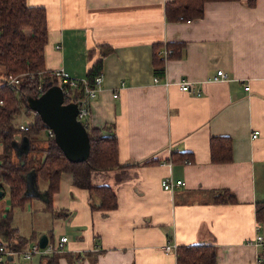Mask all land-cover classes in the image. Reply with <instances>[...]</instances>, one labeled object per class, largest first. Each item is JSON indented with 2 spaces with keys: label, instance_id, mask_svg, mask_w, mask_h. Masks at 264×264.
Here are the masks:
<instances>
[{
  "label": "crops",
  "instance_id": "0c3cea01",
  "mask_svg": "<svg viewBox=\"0 0 264 264\" xmlns=\"http://www.w3.org/2000/svg\"><path fill=\"white\" fill-rule=\"evenodd\" d=\"M168 1L27 0L47 15L44 69L62 66L85 78L87 50L112 47L86 122L110 125L104 132H115L119 161L138 163L92 172L93 184L116 193L114 209H91L88 190L62 172L53 211L42 201L40 211L27 215L30 229L14 222L13 211L15 235L27 242L38 239L37 227L48 239L67 237L58 264H176L167 243L213 245L216 264H264L253 241L264 237V222L254 213L264 200V0L207 1L203 16L190 21H168ZM157 42L183 48L164 60L155 82ZM218 69L227 77L213 80ZM185 78L199 94L179 89ZM211 136L231 139L230 161H211ZM165 176L182 184L164 190ZM222 189L234 199L214 201Z\"/></svg>",
  "mask_w": 264,
  "mask_h": 264
},
{
  "label": "trees",
  "instance_id": "16d2710c",
  "mask_svg": "<svg viewBox=\"0 0 264 264\" xmlns=\"http://www.w3.org/2000/svg\"><path fill=\"white\" fill-rule=\"evenodd\" d=\"M207 1L222 0H171L165 4V17L168 21L202 17ZM46 41L47 15L42 5H31L27 0H0V187L4 189L7 186L10 204L8 209L0 207V243L12 250H19L27 244L26 238L15 235L11 217L15 207H23L33 198L25 193V174L29 170H35L37 185L39 179L45 184L43 189L48 194L45 210L53 211L51 196L58 190L60 174L69 172L74 186L88 190L90 208L106 211L117 206L116 193L108 184H93L92 172L138 165L136 162L119 161L115 132H104L111 129L108 124L85 125L89 149L85 158L78 161L68 159L54 136L47 135V126L38 113L23 130L18 128L19 123L15 121L17 117L21 114L31 115L33 109L28 99L39 96L38 83L43 84L44 90L56 84L55 79L51 84L49 76L41 72L45 70ZM154 45L153 72L154 76L162 78L164 58L159 51L162 47L160 42ZM164 46L172 49L168 55L171 58L180 54L183 43L166 42ZM111 50V46L102 43L87 50L89 65L85 79L89 85H93L95 76L101 74L103 57ZM9 75L18 76L19 82L7 84ZM79 88L75 89L73 98L83 95L81 82ZM64 102H68L67 98H64ZM44 130L45 137H41ZM23 137L27 138L25 148ZM209 149L211 161L231 160V139L228 136H211ZM233 199L223 189L214 195V201ZM254 213L257 222H264V200L256 201ZM216 253V248L209 244L178 245L175 251L176 264H216ZM260 255L264 257L262 246ZM42 257L45 259L42 264H58L57 253Z\"/></svg>",
  "mask_w": 264,
  "mask_h": 264
},
{
  "label": "built area",
  "instance_id": "2783aa9c",
  "mask_svg": "<svg viewBox=\"0 0 264 264\" xmlns=\"http://www.w3.org/2000/svg\"><path fill=\"white\" fill-rule=\"evenodd\" d=\"M186 21H190V20L187 19ZM56 47L59 48L60 45L58 44L56 45ZM171 52H172L171 48L164 46L161 49L160 54H162L164 60H166L168 58V55ZM41 72H44L49 76L50 78L49 82L51 84L53 83V79L56 80V84L54 85H58L61 87V91L63 94V103H65L64 98H67L68 102L66 103H75L77 107V110H76L77 119L80 120V122H82L84 125H87L86 119L90 112V99L93 98L97 94V92L102 89L101 74L95 76L93 85H89L85 78H75L71 76L62 66H58V67L51 68V69H45V70H42ZM226 77H227V73L224 72L222 69H218L216 71V74L212 77V79L217 80V79H223ZM153 80L156 82V81H159V78L154 76ZM6 82L7 84H12V83L17 84L19 82V78L16 75H9ZM79 82H81L83 85V88H82L83 95L76 96L75 98H73L75 89H80ZM165 84H169V82H165ZM177 84H178L179 89L182 91L199 94V90L192 87V82L189 79H186V78L181 79L177 82ZM248 87H249L248 85H245L246 89H248ZM37 90L40 95L44 91L43 84L38 83ZM116 95H117V92H113V96H116ZM0 103H1V100H0ZM36 114H37V111L32 110L31 115H30L31 118H27V121L25 123L24 122L19 123L18 128L20 130H23L26 127L27 123L30 122L33 116ZM46 133L48 136H53V131L50 128H47ZM257 134H258V130H253L251 132L252 137L257 136ZM181 184H182L181 179L173 180L171 179L170 176H165L160 181L161 187L167 191H172L175 187ZM253 241L256 246H262L264 248V237L262 234H256ZM66 242H67V237L64 235H61L54 239H48L44 247H40L38 244V241L36 240L33 243H30V244L27 243L24 246V249L22 250L20 249L12 250V249L7 248L2 243H0V264L3 262V260H5V257L8 254H13L16 252L21 253L22 256L26 259H30L34 254H38L39 256H44V255L59 253L64 250ZM164 249L167 252L175 253L176 244L167 243L164 246ZM262 260H263V256L261 255L257 256L258 262H261Z\"/></svg>",
  "mask_w": 264,
  "mask_h": 264
},
{
  "label": "water",
  "instance_id": "95a60500",
  "mask_svg": "<svg viewBox=\"0 0 264 264\" xmlns=\"http://www.w3.org/2000/svg\"><path fill=\"white\" fill-rule=\"evenodd\" d=\"M28 102L30 107L40 115L47 128L52 129L55 141L68 159L78 161L85 158L89 149L86 127L76 117V104L63 103L60 86H50L39 96L29 98ZM23 140V148H25L27 138L23 137ZM25 181L26 194L43 202L47 201V191L39 189L35 170H29L25 174ZM3 194L4 190L0 187V197ZM37 241L40 247H44L48 241V235L42 233Z\"/></svg>",
  "mask_w": 264,
  "mask_h": 264
},
{
  "label": "rangeland",
  "instance_id": "374dc122",
  "mask_svg": "<svg viewBox=\"0 0 264 264\" xmlns=\"http://www.w3.org/2000/svg\"><path fill=\"white\" fill-rule=\"evenodd\" d=\"M29 114V113H28ZM26 114V115H28ZM24 114H21L20 116L17 117V119L15 120L16 123H21V122H26L27 121V118H31L30 117V114L28 116H26ZM41 137H45V130L42 132V134H40ZM43 182L42 180H38V185L39 187H43ZM4 194L2 197H0V206H2L3 208H10V204H9V195H8V188L7 186L4 187ZM42 200L38 199V198H31L30 201L28 203H26V205L24 204V208L22 207H15L13 209V211L15 212V217H14V222L15 221H20L22 224L21 226L22 227H27L28 229H30V225L27 223L29 222V218L27 217V215H31V213L33 211H40V209L38 208V205L41 204ZM30 203H32V209L31 211L29 212V206H30ZM34 203L36 204V206L34 205ZM13 211H12V214H13ZM12 225H14L12 223ZM39 227H37V230L36 231V237L38 238L39 235L41 233H44V232H40V230H38ZM46 233V232H45ZM2 239V238H1ZM3 240V239H2ZM35 240H31L29 242H27L28 244L30 243H33ZM24 249V246L20 249L22 250ZM39 256L38 254H34L31 259H26L22 256L21 253H13V254H8L6 257H5V260H4V264H39ZM43 259V258H42ZM45 261V259H44Z\"/></svg>",
  "mask_w": 264,
  "mask_h": 264
}]
</instances>
